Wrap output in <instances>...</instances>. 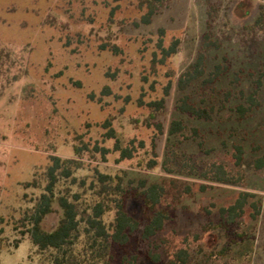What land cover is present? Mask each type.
Masks as SVG:
<instances>
[{"label":"rangeland","instance_id":"1","mask_svg":"<svg viewBox=\"0 0 264 264\" xmlns=\"http://www.w3.org/2000/svg\"><path fill=\"white\" fill-rule=\"evenodd\" d=\"M144 12L137 0H0V47L11 54L0 75V264L40 263L26 214L42 190L25 183L41 178L51 155L74 158L76 145L92 148L96 142L111 152L106 159L84 152V167L76 176L90 183L97 167L121 175L132 189L141 190L144 180L168 189L161 207L171 215L164 228L148 240L141 238V228L126 250L118 251L117 264H132L134 255L136 264H181L172 261L180 249L188 252L185 264H264V165L257 168V160L264 158V0H169L150 24L141 22ZM206 33L217 46L205 48ZM161 38L165 46L179 39L180 48L154 67ZM201 52L207 73L219 63L228 67L215 83L201 79L186 90L215 107L206 121L177 108L184 94L178 77ZM257 81L261 106L239 119L235 108L243 102L241 91L250 93ZM162 97L165 109L148 121L152 111L146 103ZM174 119L186 124L172 140L177 156L185 150L197 160H218L242 170L245 180L224 184L165 171ZM106 120L122 146L135 140L132 159L119 160L116 139L104 135ZM154 122L163 124L162 133ZM153 141L159 165L150 169ZM235 144L244 147L241 167L234 165ZM243 191L257 195L262 212L253 220L248 205L229 224L220 209ZM127 210L144 225L141 198H129ZM61 215L55 205L43 222L45 229H53ZM149 253L159 255L160 262L150 260Z\"/></svg>","mask_w":264,"mask_h":264},{"label":"trees","instance_id":"2","mask_svg":"<svg viewBox=\"0 0 264 264\" xmlns=\"http://www.w3.org/2000/svg\"><path fill=\"white\" fill-rule=\"evenodd\" d=\"M169 0H137L138 7L145 12L141 16V22L150 24L153 17L157 14L159 6ZM209 34H205V48L218 45L208 41ZM180 40L175 39L169 46H165L163 39L158 41V52H154L153 66L157 63L165 64L166 61L179 52ZM11 59L10 52L0 47V75L5 73L7 61ZM227 66L219 63L215 68L207 73L206 56L201 52L191 68L184 71L177 80V85L184 94L178 100V111L182 115L194 117L199 120H210L215 107L208 105L205 97L199 101L187 93L189 87L198 85L202 79L206 85L215 83L227 72ZM207 75V76H206ZM18 75L13 77L17 80ZM260 81H257L256 88L246 94L241 91L243 102L236 105L235 112L239 119H244L253 110L261 106L258 99ZM172 85H167L165 95L170 94ZM108 87H106L107 89ZM214 87L211 88L213 90ZM1 92V91H0ZM139 102L143 105V99ZM151 108L150 119L157 118V112L163 111L166 107V98L155 99L146 103ZM159 132H163L164 126L161 122L153 123ZM104 134L109 139H116L114 150L120 152L119 160L132 159L137 147L135 140L129 146H122L117 139L116 130L112 122L106 120ZM186 129L183 119H174L169 128L168 143L165 159L162 162L163 168L168 173L197 177L211 182L224 184H238L245 180L242 170L234 171L227 164L218 160L204 162L197 160L193 155L185 150L177 156L176 143L173 138ZM195 131H197L195 129ZM144 146V142L139 143ZM91 144L84 143L83 146H75L76 157L63 158L59 155H51L50 163L40 176H35L32 181L25 183V187L40 188L42 190L34 206L27 212V220L30 227L28 233L31 241L36 247V252L41 254V261L38 264H117L116 255L118 251L126 250L132 241V236L138 233L141 228V238L148 240L163 228L170 219L171 211L161 207L162 200L167 194V187L160 182L147 184L141 181L142 189H132L125 185L124 177L104 173L97 167L94 168L93 179L90 183L87 178L76 176V172L84 167L82 155L84 152H97L104 159L111 150L96 142L92 148ZM153 155L148 167L150 169L159 165L155 157L156 144L153 141ZM244 147L242 144H235L233 151L234 165L241 167L244 159ZM264 158L257 160V168H262ZM174 187H178L176 179H172ZM205 186V185H203ZM190 190V187L187 188ZM139 197L144 203V220L131 215L127 210V202L131 197ZM55 205L62 210L57 225L51 229H45L43 222L46 217L54 211ZM250 205L252 208L251 217L257 220L262 212V204L255 193L247 191L240 192L236 200L226 207H221L220 214L226 218L229 224H233L241 217ZM111 214L112 217H111ZM225 246L220 252L224 253ZM120 254V253H119ZM148 258L154 263L160 262L159 255L147 254ZM136 264L138 256L134 255ZM125 259V258H123ZM121 259V262L122 260ZM180 261L181 264L187 263L188 252L180 249L175 254L172 261Z\"/></svg>","mask_w":264,"mask_h":264}]
</instances>
